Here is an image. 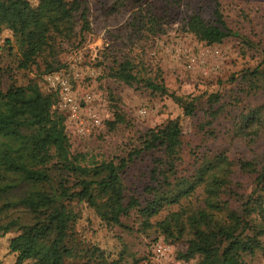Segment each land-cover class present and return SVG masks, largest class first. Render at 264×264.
Segmentation results:
<instances>
[{
    "label": "rangeland",
    "instance_id": "1",
    "mask_svg": "<svg viewBox=\"0 0 264 264\" xmlns=\"http://www.w3.org/2000/svg\"><path fill=\"white\" fill-rule=\"evenodd\" d=\"M83 1L89 9V32L80 35L79 21L77 35L63 43L53 60L54 69L72 74L79 98L93 96L92 101L81 102L82 127H87L90 115L101 119V126L82 133L69 115L56 106L66 116L71 151L84 156L81 165L117 162L141 147L149 129L177 117H181L183 132L178 175H194L201 161H214L221 154L234 162L264 164V0H130L120 22L106 21V25L98 21L99 11L101 7L111 8L115 0ZM38 2L10 0L8 13L14 23L5 25L0 45L10 39L15 53L21 55L26 44L39 36L45 18ZM217 10L233 33L221 44L206 45L183 30L193 12L213 21ZM126 59L134 64L137 79L162 85L168 94H154L145 83L129 86L110 78L114 61ZM44 69L42 60L30 72L16 76L19 83L32 80L45 92ZM172 93L178 97H201L192 116H183ZM209 95L218 98L211 108L207 103ZM115 112L125 121L111 128L109 123L114 121ZM253 113L258 116L256 123L249 119ZM5 149L0 141L1 183H19L36 167L38 153L7 155ZM161 157V151H154L131 163L123 175L128 195L134 191L142 193L146 185L153 183V163ZM254 177V173L235 166L230 178L232 187L250 193L255 189ZM28 189L21 184L0 196V225L12 220L20 224L32 221L33 216L23 209L5 208V204L25 196ZM204 197L203 189H199L180 204L166 207L155 220L156 225L145 230L139 228L134 216L122 218L121 225L105 224L86 204L75 202L74 210L80 214L77 231L81 240L97 244L113 257L124 253L123 264H196L198 258L190 262L177 259L192 238L187 216L181 213L183 208L192 211L202 207ZM224 216L222 212L219 217ZM21 232L17 226L0 240V264H14L16 255L9 249L10 240ZM262 241V250L245 256L247 264H264V236ZM159 246L165 247L163 256L156 254Z\"/></svg>",
    "mask_w": 264,
    "mask_h": 264
},
{
    "label": "trees",
    "instance_id": "2",
    "mask_svg": "<svg viewBox=\"0 0 264 264\" xmlns=\"http://www.w3.org/2000/svg\"><path fill=\"white\" fill-rule=\"evenodd\" d=\"M82 1L39 0L37 7L45 18L39 36L26 44L21 55L15 53L10 39L0 45V141L7 155L38 153L36 167L21 182L3 184L0 180V196L21 184L29 188L25 196L5 204V208L23 209L33 216L32 221L20 224L12 220L0 225V240L17 226L22 230L10 240L9 249L16 255L14 264H123L124 253L113 257L97 244L81 240L75 202L86 204L105 224L121 225L122 218L134 216L139 228L145 230L156 225L155 220L166 207L180 204L199 189L205 196L203 206L192 211L182 209L192 238L177 259L190 262L198 258L196 264H247L245 256L263 249L264 164L234 162L221 154L214 161H201L194 175H178L183 132L181 117H177L149 129L141 147L127 157L83 166L84 156L71 151L66 116L56 109L58 94L48 88L43 92L32 80L19 83L16 74L30 72L42 60L46 73L60 70L54 69V57L63 43L77 35L79 21L81 36L90 30L88 4ZM129 3L130 0H115L111 8L101 7L98 21L102 25L106 21L119 23ZM9 5L10 0H0V37L5 25L14 23L8 13ZM214 16L213 21H207L193 12L183 30L206 45L221 44L233 33L220 11H215ZM134 68L131 60H116L109 77L129 86L145 83L154 94H168L162 85L137 79ZM171 96L184 117L192 116L201 101V97H178L175 93ZM217 99L215 95L207 97L209 108ZM113 118L111 128L125 121L118 112L113 113ZM249 119L256 123L258 116L253 113ZM154 151H161L162 157L154 160L153 183L146 185L142 193L134 191L128 195L123 175L136 158ZM235 166L254 173L255 189L250 193L232 187L230 178ZM222 212L225 216L220 218Z\"/></svg>",
    "mask_w": 264,
    "mask_h": 264
},
{
    "label": "built area",
    "instance_id": "3",
    "mask_svg": "<svg viewBox=\"0 0 264 264\" xmlns=\"http://www.w3.org/2000/svg\"><path fill=\"white\" fill-rule=\"evenodd\" d=\"M78 75H76L77 78ZM43 81L46 87L58 94L57 108L67 113L72 122L81 128V132L90 133V131L96 127L101 126V119L96 115L89 116V122L87 127H82L83 122L80 118L82 114V100L84 102H90L93 99L91 94H86L83 97L78 96L77 91L74 89L72 74L69 71L60 69L46 73L43 76ZM156 254L163 256L165 254V247L159 246L156 248Z\"/></svg>",
    "mask_w": 264,
    "mask_h": 264
}]
</instances>
